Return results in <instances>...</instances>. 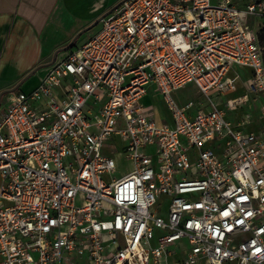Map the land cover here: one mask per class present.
<instances>
[{"label": "built area", "instance_id": "2783aa9c", "mask_svg": "<svg viewBox=\"0 0 264 264\" xmlns=\"http://www.w3.org/2000/svg\"><path fill=\"white\" fill-rule=\"evenodd\" d=\"M260 29L264 0H122L13 93L0 110V264H264V128L248 129L246 110L258 101L264 119ZM189 84L208 110L175 99ZM147 86L172 125L142 102ZM114 136L134 167L120 178Z\"/></svg>", "mask_w": 264, "mask_h": 264}, {"label": "crops", "instance_id": "0c3cea01", "mask_svg": "<svg viewBox=\"0 0 264 264\" xmlns=\"http://www.w3.org/2000/svg\"><path fill=\"white\" fill-rule=\"evenodd\" d=\"M121 1L0 0V110L13 93L35 88L55 63L95 35L101 18ZM147 94L144 104L153 106L157 123L172 125L161 94L153 88V103Z\"/></svg>", "mask_w": 264, "mask_h": 264}, {"label": "rangeland", "instance_id": "374dc122", "mask_svg": "<svg viewBox=\"0 0 264 264\" xmlns=\"http://www.w3.org/2000/svg\"><path fill=\"white\" fill-rule=\"evenodd\" d=\"M251 23L255 24V23H257V21L251 19ZM261 36H262L261 39L263 41L264 40V33H262ZM247 72H248L247 69L241 71V73L244 74V76L243 75L241 76L243 79H244V77H247V74H248ZM147 88L149 90V92L147 94L148 95L147 98L153 103L152 95H153V88L154 87L153 86H147ZM243 89H244V82L241 81L239 84L238 91L236 93L227 94V96L224 97V100H228V99L232 98L233 96L240 95L241 93L244 92ZM173 96L182 105L186 104L189 101H194L196 103V107H198L201 103V106L205 110H208L210 108V104L207 101L206 97L204 95L200 94L198 89L192 84H189L186 87L177 90L176 92H174ZM213 100L215 103H217L219 105L222 102L220 97L214 96ZM142 102L147 103L146 98H143ZM246 110L249 111L253 116V122H252L253 124L250 125L248 127V129L250 128L253 130H258V129L263 128L264 127V119L263 120L259 119L260 107H259L258 101L253 100L250 104V107L247 108ZM243 112H245V111H243ZM108 145H110L111 147L117 146L119 149V152H117V154H112V155L110 154V156H112L114 158L115 163H116V172H115L114 176L116 178H120V177L130 173L134 167H133V164L130 161L126 160V158H125V154L123 152L124 144L122 143L120 138H118L116 136L110 138V140L108 141ZM108 149H109V147H108ZM106 153H108V152L106 151ZM161 214L163 216H166L167 215L166 210H164Z\"/></svg>", "mask_w": 264, "mask_h": 264}, {"label": "water", "instance_id": "95a60500", "mask_svg": "<svg viewBox=\"0 0 264 264\" xmlns=\"http://www.w3.org/2000/svg\"><path fill=\"white\" fill-rule=\"evenodd\" d=\"M120 4H121V2H120L119 4H117V6H115L110 12H108L107 14H105L102 18H104V17H106L108 14H110V13H111L115 8H117ZM102 18H101V19H102ZM98 22H99V21H98ZM70 48H71V47H70ZM70 48H69V49H70ZM54 60H55V57H54ZM54 60H53V61H54ZM53 63H54V62H53ZM36 71H37V70H35L34 72H36ZM34 72H33V73H34ZM33 73H31V74H33ZM21 84H22V82H21ZM21 84H19V85L15 88V90H16ZM0 98H1V95H0ZM0 104H1V103H0Z\"/></svg>", "mask_w": 264, "mask_h": 264}, {"label": "trees", "instance_id": "16d2710c", "mask_svg": "<svg viewBox=\"0 0 264 264\" xmlns=\"http://www.w3.org/2000/svg\"><path fill=\"white\" fill-rule=\"evenodd\" d=\"M262 32H264V29L261 30V32H259V38H260V40H261V43H262V39H261V37H262V36H261V33H262ZM242 75L244 76V74H242ZM244 79L246 80V77H244Z\"/></svg>", "mask_w": 264, "mask_h": 264}]
</instances>
